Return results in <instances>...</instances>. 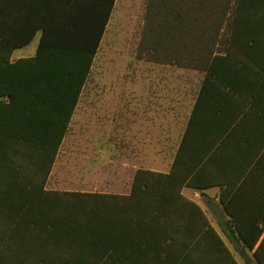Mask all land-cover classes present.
I'll return each instance as SVG.
<instances>
[{"label": "trees", "instance_id": "16d2710c", "mask_svg": "<svg viewBox=\"0 0 264 264\" xmlns=\"http://www.w3.org/2000/svg\"><path fill=\"white\" fill-rule=\"evenodd\" d=\"M114 3L0 0V264H264V0H148L161 28L136 57L202 72L189 124L230 128H186L170 170L137 168L125 195L46 188ZM214 185L242 263L182 192Z\"/></svg>", "mask_w": 264, "mask_h": 264}, {"label": "rangeland", "instance_id": "374dc122", "mask_svg": "<svg viewBox=\"0 0 264 264\" xmlns=\"http://www.w3.org/2000/svg\"><path fill=\"white\" fill-rule=\"evenodd\" d=\"M144 2L117 0L65 137L68 145L81 142L101 145V151L106 155L100 157V168H104L110 159L108 153L120 154L121 157L124 153L129 156L132 165L153 167L150 164L153 158L151 147L154 146L155 125L159 118L150 112L154 99L150 100L149 96L155 95L157 90L164 92L171 87L178 88L181 98L186 96L178 112L181 124L202 77L195 70L163 66L136 57ZM38 38L39 33L28 45L15 50L12 58L32 55ZM182 92L186 94L183 96ZM163 112L162 129L166 141V136H175L183 128L167 127L171 122L169 105L165 104ZM204 207L213 225L242 263L237 249L221 231L223 225L218 222L221 220L219 207L212 204Z\"/></svg>", "mask_w": 264, "mask_h": 264}, {"label": "crops", "instance_id": "0c3cea01", "mask_svg": "<svg viewBox=\"0 0 264 264\" xmlns=\"http://www.w3.org/2000/svg\"><path fill=\"white\" fill-rule=\"evenodd\" d=\"M147 1L148 0H145L144 2L143 21L141 23L140 35L138 38V42L136 44V50L139 41L143 36V31L146 30V32L147 31L152 32V34L150 35L147 34L145 35L147 40L152 42L157 37V33L161 28L160 26L151 25V24L145 26V9L147 5ZM116 3L117 0H115L114 6L116 5ZM113 9L111 12V16L113 13ZM170 16L171 19L177 17L176 15L173 14H170ZM109 21L107 23V26L109 24ZM170 43L172 42L166 43L164 45L165 46L174 45ZM150 44H152L150 45V47L160 46L156 43H150ZM34 53L32 55H34ZM32 55L29 54L19 55L18 57H14V58H12L11 55V59L15 60L20 57H28ZM147 62H151L163 66H169V67L171 66L169 64L157 63L152 61H147ZM171 67L182 68L187 70H195L199 72L198 70L191 68H184L177 66H171ZM199 73L202 75L199 86L197 88L196 93L193 95L192 103L189 106V110L187 111V114L183 117V122L181 124H179L178 112L181 107V103L184 104V100H185L184 98H186V96L184 98H181L180 96L181 92H179L178 88L173 89L171 87L168 91H164L165 93L157 90V93L155 95L149 96L150 100L154 99L152 102L154 106L150 109V112L154 117L159 118V121H157L155 125L156 127L155 129L157 131L155 135L154 146L151 147V154L153 158L152 161H150V164L152 163L155 167L154 166L142 167L136 164L132 165V162L127 154L123 153L121 157L120 154L117 155L115 153H108L107 155L110 157V159L105 163L104 168H100V163H99L100 157L102 155H106L101 151L102 149L101 145L95 143L93 144V143H83V142L73 143L68 145L65 143V137H66L65 136L56 153L55 161L53 162L51 171L46 181V188L52 190H60V191L67 190V191L99 192V193L125 195L131 191L133 176L137 168H148L162 172H168L170 170L186 128H198V134L203 136L204 134H206L208 139H209L208 132L205 130V128H230L229 126H227L226 119L217 122V119L212 118L211 116H198L194 118L192 122L189 124V119L196 100V95L198 93L201 81L203 79V73L202 72ZM182 93L183 96L186 94V92H182ZM188 95H189V90L187 89V96ZM78 104L76 106V109L78 107ZM165 104L169 105L170 108L169 115H171V122L170 125H168L167 127L183 128L182 131L176 133L175 136L173 135L166 136V141L164 137V130L162 129L164 128L162 120L164 115L163 111ZM32 128H38V127L34 125ZM45 128H52V124L51 123L48 124ZM53 128H56V126L53 125ZM158 133L159 135H157ZM195 133L196 132L194 130V134ZM168 137H170V139ZM146 162L147 160L145 161V163ZM182 192L187 197L199 203L203 209H205L204 207L205 205L208 208L209 205L211 206V204L214 205L215 207H219L218 196L220 193V187L218 185L211 186L209 188L203 189L202 191L191 186H184ZM213 198L217 201L215 202V204L213 203ZM213 226L215 227V225Z\"/></svg>", "mask_w": 264, "mask_h": 264}]
</instances>
